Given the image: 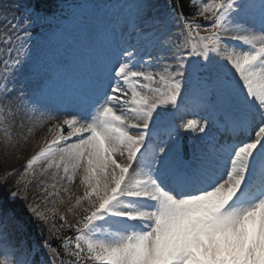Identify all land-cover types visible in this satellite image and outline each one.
I'll use <instances>...</instances> for the list:
<instances>
[{
  "label": "snow or ice",
  "instance_id": "6c2138e0",
  "mask_svg": "<svg viewBox=\"0 0 264 264\" xmlns=\"http://www.w3.org/2000/svg\"><path fill=\"white\" fill-rule=\"evenodd\" d=\"M117 7L85 60L63 21L33 40L45 0H0L5 162L50 124L0 171V264H264V0Z\"/></svg>",
  "mask_w": 264,
  "mask_h": 264
},
{
  "label": "rangeland",
  "instance_id": "374dc122",
  "mask_svg": "<svg viewBox=\"0 0 264 264\" xmlns=\"http://www.w3.org/2000/svg\"><path fill=\"white\" fill-rule=\"evenodd\" d=\"M93 2V0H84L83 1V3L82 4H79L78 6H74V5H72L71 7H70V11H68V13H67V15H62L61 17H59L58 18V20H56V22H59V21H65V20H67V22H72V24H73V22L74 21H82V13L83 12H85V10H86V7L90 4V3H92ZM78 28V27H77ZM56 32H57V30H56ZM49 33H55V31H52V30H46L45 31V35L46 34H49ZM45 35L43 36V38H44V40H47V38L45 37ZM66 36L68 37V39H69V34H68V32L66 33ZM61 45H65V40L64 39H62V41H61ZM44 129V128H43ZM2 156V154L0 155V157ZM16 157H18V156H16V153H15V156H10V157H8V163L9 164H13L16 160H17V158ZM2 159H3V156H2Z\"/></svg>",
  "mask_w": 264,
  "mask_h": 264
},
{
  "label": "bare ground",
  "instance_id": "6f19581e",
  "mask_svg": "<svg viewBox=\"0 0 264 264\" xmlns=\"http://www.w3.org/2000/svg\"><path fill=\"white\" fill-rule=\"evenodd\" d=\"M99 1L102 3L101 0H99ZM96 7H98V5ZM100 11H99V14L104 15V18H102V19H103V22H104L105 26L108 27L109 29H111L112 26H111V20L108 17V11L106 10L104 13H100ZM104 42H105V37H103L102 35H96V37L94 38L92 44H94L96 46H100V45H103Z\"/></svg>",
  "mask_w": 264,
  "mask_h": 264
},
{
  "label": "trees",
  "instance_id": "16d2710c",
  "mask_svg": "<svg viewBox=\"0 0 264 264\" xmlns=\"http://www.w3.org/2000/svg\"><path fill=\"white\" fill-rule=\"evenodd\" d=\"M1 159V158H0ZM0 168H1V164H0Z\"/></svg>",
  "mask_w": 264,
  "mask_h": 264
}]
</instances>
